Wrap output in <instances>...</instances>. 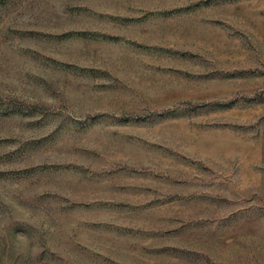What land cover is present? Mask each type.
Here are the masks:
<instances>
[{
    "label": "rangeland",
    "instance_id": "rangeland-1",
    "mask_svg": "<svg viewBox=\"0 0 264 264\" xmlns=\"http://www.w3.org/2000/svg\"><path fill=\"white\" fill-rule=\"evenodd\" d=\"M0 264H264V0H0Z\"/></svg>",
    "mask_w": 264,
    "mask_h": 264
}]
</instances>
